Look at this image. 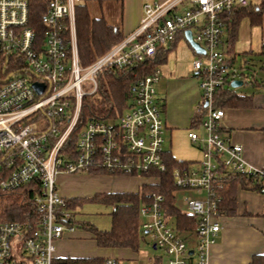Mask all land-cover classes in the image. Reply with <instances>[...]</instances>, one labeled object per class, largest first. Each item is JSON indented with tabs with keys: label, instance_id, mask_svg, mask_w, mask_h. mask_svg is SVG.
<instances>
[{
	"label": "built area",
	"instance_id": "1",
	"mask_svg": "<svg viewBox=\"0 0 264 264\" xmlns=\"http://www.w3.org/2000/svg\"><path fill=\"white\" fill-rule=\"evenodd\" d=\"M252 1L145 3L138 28L84 66L76 28L82 0H0V190L12 192L34 180L42 188L35 199L34 224L0 222V264H56L60 259L56 244L77 230L78 210L59 192L61 174L104 170L132 177L166 171V126L155 89L162 76L159 68L136 81L129 108L118 120L83 123L81 116L84 100L97 94L105 70L154 59L186 30H192L194 41L205 50L193 61L201 96L194 117L197 127L189 133L202 159L176 168L173 179L177 191L206 193V198L183 197L184 212L197 219V226L179 231L165 213L164 196L153 193L152 202L140 208V228L156 252L153 264H208L210 246L226 217L220 210L223 181L242 174L253 178L257 191L264 190V168L249 166L243 147L224 137L225 109L216 108L214 100L217 90L232 89L240 72L227 63L222 14L236 6L250 7ZM261 49L264 53V36ZM35 83L44 86L41 93ZM193 238L197 241L190 247ZM99 264L124 262L110 257Z\"/></svg>",
	"mask_w": 264,
	"mask_h": 264
},
{
	"label": "crops",
	"instance_id": "2",
	"mask_svg": "<svg viewBox=\"0 0 264 264\" xmlns=\"http://www.w3.org/2000/svg\"><path fill=\"white\" fill-rule=\"evenodd\" d=\"M167 1L157 0L154 3ZM145 3L143 0H139L136 4V11L133 14H127L124 18L121 28L124 38L130 36L138 28ZM261 4L262 0L252 1L250 7L259 10ZM123 5L125 6V0H123ZM263 36L264 17L260 26H252L247 18L243 19L238 28L237 40L233 45V54L236 60L238 55L262 53ZM184 38L172 47H167L170 48L167 60L159 65L162 76L155 89L166 126L165 137L184 136L188 141L190 140L189 133L196 130L192 123L201 90L199 80L193 71V61L198 53L191 47L186 37ZM223 44L228 52V60L234 58L229 53L227 32L224 34ZM251 85L249 91L231 89L241 98H249V102H247L249 106L225 108V117L221 126L224 137L230 143L243 147L244 158L249 166L264 168V80L254 78ZM191 144L201 154L198 159L179 158L172 152V149L164 147L165 153L170 152L178 161L196 164L202 159V152L192 142ZM143 183L145 181L141 177L94 176L90 174H61L58 177L59 192L66 198H84L93 193V196L97 193H132L137 192ZM86 232V234L77 230L67 232L56 244L57 257L60 259L112 257L122 260L124 264H153L154 256L145 257V255L129 248H100L93 235ZM83 238L90 239L95 243L98 248L94 254L97 255L87 256L84 250L78 251L77 255H72L75 254L72 249L73 243ZM260 254H264V190L239 188L236 214L232 217H225L223 220L222 230L217 236L216 242L210 246L208 264H250L253 256Z\"/></svg>",
	"mask_w": 264,
	"mask_h": 264
},
{
	"label": "trees",
	"instance_id": "3",
	"mask_svg": "<svg viewBox=\"0 0 264 264\" xmlns=\"http://www.w3.org/2000/svg\"><path fill=\"white\" fill-rule=\"evenodd\" d=\"M99 3L110 0H97ZM41 14H35L34 20L39 22ZM264 17V0L261 8L234 7L229 12L222 14L226 24L227 44L229 53L234 58L228 60V65L234 67L235 56L233 45L238 37V28L241 21L247 18L252 26L262 25ZM76 28L79 46V55L82 65H90L98 58L106 54L123 39L121 28L109 24L105 19L93 18L86 5L80 4L76 11ZM185 32H180L175 45L180 39H185ZM172 45H170L172 47ZM170 49V48H169ZM168 48H160L154 59H148L124 69L105 70L99 77V89L95 97L86 98L83 103L81 121L88 120H118L129 108L133 97V88L138 79L150 75L159 65L167 60ZM1 62V60H0ZM10 70V69H9ZM240 76V75H239ZM242 77L244 75L242 74ZM216 108H234L249 106V98H241L231 89H219L215 93ZM198 118L193 119V128L197 127ZM166 171L152 170L149 174L141 176L145 183L137 192H112L97 193L91 199H99L112 205V224L107 231H101L88 223L76 222L77 229L81 228L93 235L96 244L100 248H129L139 252L141 239L144 234L140 228V208L144 204L152 202L153 193L164 196V210L168 217L173 218L179 231H193L197 226V219L186 214L176 203L177 189L174 186L173 171L176 168L189 167L192 163L178 161L170 152L164 154ZM88 174L94 176H113L104 170H94ZM117 176L130 177L123 174ZM155 179V180H154ZM39 180L18 188L12 192L0 190V222L18 221L33 223L38 217L35 199L42 188ZM242 189H258L253 186V178L242 174H232L223 181L220 188L222 202L220 210L226 217H232L237 211V191ZM263 191V189H260ZM82 198H66L69 207L77 210ZM103 259H59L56 264H99ZM250 264H264V254L253 256Z\"/></svg>",
	"mask_w": 264,
	"mask_h": 264
},
{
	"label": "rangeland",
	"instance_id": "4",
	"mask_svg": "<svg viewBox=\"0 0 264 264\" xmlns=\"http://www.w3.org/2000/svg\"><path fill=\"white\" fill-rule=\"evenodd\" d=\"M155 1L157 0H143V2L146 3H154ZM138 2L139 0H125L124 6L123 0H110L104 1L103 3H99L97 0H82V4L87 6L90 15L93 18L105 19L109 24L118 26L119 28H122L123 20L126 15L133 14L134 11H136V4H138ZM235 68L241 72L249 74L250 77H254L255 79L261 78L264 80V53L238 55ZM238 78H240L239 75L234 76V79ZM251 87L252 85L249 81L247 85L239 88L238 91H249ZM164 147L172 149V152L179 158L187 159V157H191V159H198L201 157L199 151H197L196 148L192 146L190 140L187 141L184 136H174L172 138L169 136L165 137ZM81 174L83 173L74 175ZM93 194H90L91 196H85L81 199L76 215L77 221L81 223H88L98 230L107 231L111 228L112 224V217L110 214L113 210V206L108 205L99 199H91ZM185 195L191 196L193 199L205 200L206 198V193L198 195L197 193L190 191H177L176 203L183 211L186 210V206L183 204V197ZM140 221H142L141 218ZM77 231L82 234L87 233L81 228H78ZM196 241L197 239L193 238V242L191 243L189 241L188 245L190 247H194ZM96 248L98 247H96L95 243L90 239L83 238L81 240H76L72 247L75 254L72 255H77V252L82 250L85 251V255L87 256L97 255L94 254ZM139 253L145 255V257L156 255V252L152 249L151 242L146 236H144V239H141Z\"/></svg>",
	"mask_w": 264,
	"mask_h": 264
},
{
	"label": "water",
	"instance_id": "5",
	"mask_svg": "<svg viewBox=\"0 0 264 264\" xmlns=\"http://www.w3.org/2000/svg\"><path fill=\"white\" fill-rule=\"evenodd\" d=\"M185 37L187 39V41L189 42V44L191 45V47L199 54H204L205 50L200 46L199 43L194 41V37H193V33L192 30H186L185 31ZM242 74L244 75V77H242ZM240 78L238 79H233L231 82V88L236 90L239 89L241 87H244L245 85L248 84V82L253 81L254 77H250L249 74H246L244 72H239ZM34 88L41 93L44 89V86L39 85L37 83L34 84ZM193 252L190 251V254H192Z\"/></svg>",
	"mask_w": 264,
	"mask_h": 264
}]
</instances>
